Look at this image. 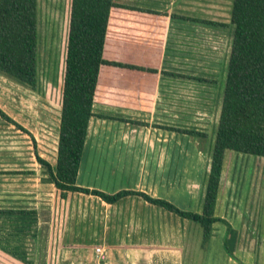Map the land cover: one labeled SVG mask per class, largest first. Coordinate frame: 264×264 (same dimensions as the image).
<instances>
[{"label":"crops","instance_id":"1","mask_svg":"<svg viewBox=\"0 0 264 264\" xmlns=\"http://www.w3.org/2000/svg\"><path fill=\"white\" fill-rule=\"evenodd\" d=\"M115 1L166 10L155 79L133 87L137 91L130 99L95 98L92 110L111 117H89L74 182L107 193L139 190L178 208L200 211L211 145L205 149L194 134L163 127L173 124L158 121L162 117L156 109L158 79L170 72L165 69L178 70L173 66L176 62H170L172 68L166 65V58H174L166 54L169 25L183 20L206 22L197 17L228 22L232 0L225 9L220 0ZM43 99L40 87L31 89L0 73V109L12 119L0 116V263L242 264L255 260L256 264L253 256L260 241L264 251L263 173L260 194L253 192L248 177L244 192H235L244 163L240 152H224L214 204L220 219L212 222L204 244L197 222L139 194L126 193L112 202L78 190L60 194L37 159L43 158L52 169V114ZM134 99L148 100V105ZM95 105L119 109L129 105L136 114L116 116L96 110ZM257 157L264 158H250L251 167Z\"/></svg>","mask_w":264,"mask_h":264},{"label":"trees","instance_id":"2","mask_svg":"<svg viewBox=\"0 0 264 264\" xmlns=\"http://www.w3.org/2000/svg\"><path fill=\"white\" fill-rule=\"evenodd\" d=\"M166 15V10L115 0H70L52 169L43 158L37 159L60 194L70 190L90 192L107 202L126 193L139 194L197 222L205 244L212 222L220 219L214 214V204L225 150L264 156V0L231 1V41L200 211L178 208L139 190L107 193L74 182L89 117H111L95 113L93 101L106 95L112 101L130 99L137 91L133 87L155 79L156 53ZM36 22L37 0H0V73L31 89L37 83ZM134 101L148 105V100ZM0 116L12 121L1 109ZM163 127L199 137L206 135L193 128Z\"/></svg>","mask_w":264,"mask_h":264},{"label":"rangeland","instance_id":"3","mask_svg":"<svg viewBox=\"0 0 264 264\" xmlns=\"http://www.w3.org/2000/svg\"><path fill=\"white\" fill-rule=\"evenodd\" d=\"M227 1L220 0L222 9H225ZM69 2L70 0H37L36 86L40 87L42 96H44L43 100L50 104V113L52 114L50 116L52 162L55 156ZM210 14L218 16L211 12ZM199 18L203 19L201 17L194 19ZM205 23L208 22L198 23L183 20L169 25L170 34L167 35L168 50L166 54L174 58H166V61H169L166 65L168 68L177 66L178 70L174 68L165 69L170 72L160 74L156 95V109L159 112V116H162L158 119L160 123L178 124L205 132L206 135L204 137L197 135L193 137H196V140L206 149L211 145L217 121L231 41L232 24L229 22L226 25ZM170 62L176 63L172 66ZM94 108L113 112V115L121 117L129 118V116L133 117L136 114L129 110H134L129 105L122 106L121 108L123 109H119L117 106L116 108H110L98 105H95ZM170 140L174 143L173 139ZM239 154H241L240 157L243 156L245 159L243 157L239 159L242 162L244 161V163L242 168L240 166L242 174H238L240 179L237 180L234 191L236 192L237 190L238 193L244 192L245 180L248 177L247 182L250 187L253 186V192L260 194L259 184L263 173L264 158L257 157V159H252L255 166L251 167L248 161L250 162V158H254L257 155L242 152ZM205 161H207V157ZM227 162H230L229 158ZM255 201L254 203H257L258 198ZM257 219L260 223V213ZM259 243L258 251L257 249L255 250L253 257L256 259V264H264V251L260 246L263 242L261 243L260 241ZM242 264H255V260H251V263L243 262Z\"/></svg>","mask_w":264,"mask_h":264},{"label":"built area","instance_id":"4","mask_svg":"<svg viewBox=\"0 0 264 264\" xmlns=\"http://www.w3.org/2000/svg\"><path fill=\"white\" fill-rule=\"evenodd\" d=\"M95 251H97V252L99 253V252L101 251V250H100V247H98V246L95 247Z\"/></svg>","mask_w":264,"mask_h":264}]
</instances>
